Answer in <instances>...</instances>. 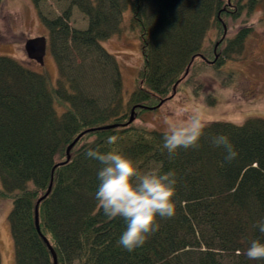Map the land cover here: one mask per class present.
Instances as JSON below:
<instances>
[{
    "label": "trees",
    "instance_id": "trees-1",
    "mask_svg": "<svg viewBox=\"0 0 264 264\" xmlns=\"http://www.w3.org/2000/svg\"><path fill=\"white\" fill-rule=\"evenodd\" d=\"M31 1L38 6L40 0ZM69 2L55 19L40 16L49 31L56 85L47 73L0 56V195L13 203L15 264H54L49 246L58 264H264L244 255L253 239L264 242L256 227L264 221V120L207 124L200 148L181 149L174 158L162 148L164 133L134 124L182 86L202 98L201 75L214 70L221 77L252 33L246 27L228 39L230 23L244 12L248 20L264 0ZM74 8L88 18L87 30L71 29ZM128 9L143 66L136 91L125 101L118 64L101 43L122 32ZM212 32L219 43L208 49ZM217 78L228 86L227 78ZM98 86L104 95L113 90L116 99L101 102ZM112 135L119 137L115 145L106 143ZM217 135L227 136L238 152L231 163L211 143ZM97 146L123 154L141 171H174L178 179L176 215L158 218L160 230L131 253L118 244L125 222L109 221L97 207L101 165L84 154Z\"/></svg>",
    "mask_w": 264,
    "mask_h": 264
},
{
    "label": "rangeland",
    "instance_id": "rangeland-1",
    "mask_svg": "<svg viewBox=\"0 0 264 264\" xmlns=\"http://www.w3.org/2000/svg\"><path fill=\"white\" fill-rule=\"evenodd\" d=\"M69 6V0H40L38 6L31 0H3L0 4V56L15 59L37 73H47L56 85L58 70L49 49L47 40L49 31L40 16L50 20L55 19L67 11ZM246 17L244 12L240 20L230 23V29L226 35L228 39H232L241 29L251 28L252 33L246 41L244 50L240 55L233 56V60L225 63L221 77L214 70L201 75L200 94L202 98H196L193 87L182 86L180 91L160 109L144 112L134 124L144 126L149 131L164 133L162 119L166 112L183 107L187 114L194 106H199V115L206 124L230 123L242 126L250 119L264 120V2L259 4L248 20ZM122 19V32L102 42L101 46L114 57L118 64L124 100L128 101L138 87L143 59L139 33L130 29V9L124 12ZM88 26V18L74 8L70 21L71 29L85 31ZM38 38L47 40V52L42 66L30 60L26 52L27 43ZM217 43L219 41L216 34L210 33L206 47L211 49ZM98 57L96 53L92 56V60ZM217 77L227 78L228 86H224ZM87 89L89 91L88 87ZM100 89L103 88L94 87L97 91L96 97L101 99V102L105 98L110 99L111 96L112 102L116 99L113 90L112 95H104L101 94ZM206 98L214 104L209 105L210 102L206 101ZM12 210V201L0 195L2 264H15L14 243L9 223Z\"/></svg>",
    "mask_w": 264,
    "mask_h": 264
},
{
    "label": "clouds",
    "instance_id": "clouds-1",
    "mask_svg": "<svg viewBox=\"0 0 264 264\" xmlns=\"http://www.w3.org/2000/svg\"><path fill=\"white\" fill-rule=\"evenodd\" d=\"M199 106L190 113L183 107L163 115L165 128L162 148L170 158L178 151L199 149L208 125L199 115ZM117 135L109 136L106 143L115 145ZM215 147H222L225 161L231 163L238 156L234 145L224 135L211 138ZM85 156L99 162L98 186L95 192L97 207L109 221L120 218L126 228L118 244L127 252L143 247L148 239L160 230L159 219H171L176 215L178 179L174 171L163 174L155 171H141L134 162L116 151H101L97 146L88 147ZM259 232L264 234V221L259 222ZM244 255L252 261L264 260V242L253 239Z\"/></svg>",
    "mask_w": 264,
    "mask_h": 264
},
{
    "label": "water",
    "instance_id": "water-1",
    "mask_svg": "<svg viewBox=\"0 0 264 264\" xmlns=\"http://www.w3.org/2000/svg\"><path fill=\"white\" fill-rule=\"evenodd\" d=\"M26 52H27L28 58L30 60L35 61L36 63H38L41 66L44 65V58H45L46 52H47V40L45 38H38V39L29 41L26 45ZM133 114H134V111H133ZM133 120H134V116L132 115L130 122H133ZM76 142L67 151L68 161L70 159L69 153H70L71 149L74 147V145L76 144ZM52 182H51V185H50V188H49V191H48V194L46 195V197L51 192ZM40 203H41V200L39 201L38 205ZM36 226H37L38 231L40 232L39 218H38V207L36 208ZM47 244H48V242H47ZM49 248L51 249V252L53 254L54 264H58L56 254L54 253V251L52 250V248L50 246H49Z\"/></svg>",
    "mask_w": 264,
    "mask_h": 264
}]
</instances>
